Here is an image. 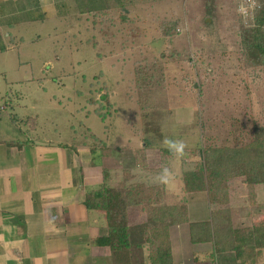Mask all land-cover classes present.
Here are the masks:
<instances>
[{
  "label": "rangeland",
  "instance_id": "374dc122",
  "mask_svg": "<svg viewBox=\"0 0 264 264\" xmlns=\"http://www.w3.org/2000/svg\"><path fill=\"white\" fill-rule=\"evenodd\" d=\"M58 1L65 7L21 23L12 33L23 42L0 53V139H24L34 118L37 135L89 149L115 185L142 183L164 191L166 204H188L181 177L200 143L235 145L254 122L264 126V70L249 66L241 38L263 0ZM165 136L186 142L182 158L162 153ZM165 166L167 185L156 180ZM242 172L230 182L233 219L249 226L264 216V188L252 208ZM194 196L188 224L170 229L185 264L211 243L207 194ZM129 210L130 225L146 221Z\"/></svg>",
  "mask_w": 264,
  "mask_h": 264
},
{
  "label": "crops",
  "instance_id": "0c3cea01",
  "mask_svg": "<svg viewBox=\"0 0 264 264\" xmlns=\"http://www.w3.org/2000/svg\"><path fill=\"white\" fill-rule=\"evenodd\" d=\"M44 1L0 0V53L23 42L12 33L21 23L43 21L53 9L65 7L62 1ZM51 5L55 7L48 9ZM28 126L24 139H0V264H112L110 249L95 244L108 234L104 215L89 211L84 198L115 181L105 180V166L93 162L89 149L40 137L34 118ZM191 195L201 192L188 194V214ZM251 207L245 209L247 215ZM176 227L171 230L177 235ZM198 230L196 225L190 237ZM174 244V264H185L187 255L178 247L176 257ZM211 244L204 253L212 250Z\"/></svg>",
  "mask_w": 264,
  "mask_h": 264
},
{
  "label": "trees",
  "instance_id": "16d2710c",
  "mask_svg": "<svg viewBox=\"0 0 264 264\" xmlns=\"http://www.w3.org/2000/svg\"><path fill=\"white\" fill-rule=\"evenodd\" d=\"M120 6L121 0H104L103 4L105 8ZM241 38L249 66L264 70V0ZM162 153L170 154L167 149ZM198 157L195 167L186 169L181 177L182 192H205L209 204L212 250L196 261L262 264L264 216L249 226L234 223L230 182L241 168L248 202L253 206L259 204V189L264 188V126L254 122L249 137L235 140V145L203 141L198 146ZM182 199L184 202L185 198ZM84 203L89 211L104 215L108 234L95 244L110 249L112 264H174L170 229L189 222L185 202L166 204L164 191L142 183L128 185L125 180L114 187L105 183L87 192ZM130 208L146 214V221L130 225Z\"/></svg>",
  "mask_w": 264,
  "mask_h": 264
},
{
  "label": "clouds",
  "instance_id": "9594fccd",
  "mask_svg": "<svg viewBox=\"0 0 264 264\" xmlns=\"http://www.w3.org/2000/svg\"><path fill=\"white\" fill-rule=\"evenodd\" d=\"M163 148L167 149L175 157H183L185 155V150L188 147L186 142L182 139H174L165 136L161 141ZM173 177V173L168 167H162L161 171L157 174L156 180L158 183L167 185L170 183Z\"/></svg>",
  "mask_w": 264,
  "mask_h": 264
},
{
  "label": "built area",
  "instance_id": "2783aa9c",
  "mask_svg": "<svg viewBox=\"0 0 264 264\" xmlns=\"http://www.w3.org/2000/svg\"><path fill=\"white\" fill-rule=\"evenodd\" d=\"M244 4L246 6H250L252 8V5L254 4V0H245ZM242 10L246 13L247 12V8L242 6Z\"/></svg>",
  "mask_w": 264,
  "mask_h": 264
}]
</instances>
